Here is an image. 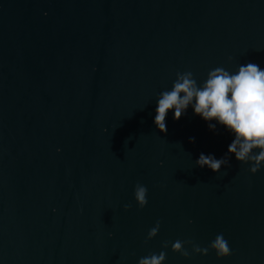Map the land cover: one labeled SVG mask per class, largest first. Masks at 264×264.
<instances>
[{
    "label": "water",
    "instance_id": "95a60500",
    "mask_svg": "<svg viewBox=\"0 0 264 264\" xmlns=\"http://www.w3.org/2000/svg\"><path fill=\"white\" fill-rule=\"evenodd\" d=\"M250 62L264 69V0H0V264H264V166L250 175L191 106L154 125L176 72ZM221 233L228 258L171 251Z\"/></svg>",
    "mask_w": 264,
    "mask_h": 264
},
{
    "label": "clouds",
    "instance_id": "9594fccd",
    "mask_svg": "<svg viewBox=\"0 0 264 264\" xmlns=\"http://www.w3.org/2000/svg\"><path fill=\"white\" fill-rule=\"evenodd\" d=\"M157 101L154 125L160 133L167 131L166 115L170 110H173V120L178 121L191 106L194 115L206 122L214 120L234 134L228 154H234L241 165H250L247 169L250 175L264 166V69L259 65L251 62L239 65L235 73L216 67L208 72L202 84H198L191 71L176 72L171 89L162 91ZM208 127L214 131L216 124L209 123ZM190 142H194V138ZM228 154L216 159L213 155L201 153L195 164L219 173L222 166H229ZM147 192V187L142 184L137 183L134 187V200L140 209L148 202ZM130 208L131 204L124 205V211ZM159 229L158 220L148 231L145 243L155 238ZM168 247L169 241H163L161 248L166 250ZM171 251L185 259L205 256L209 251L214 252L217 259L228 258L232 254L222 233L207 247H201L190 239H178L171 243ZM165 259L166 251L162 250L159 254L149 253L140 258L138 264H163Z\"/></svg>",
    "mask_w": 264,
    "mask_h": 264
}]
</instances>
